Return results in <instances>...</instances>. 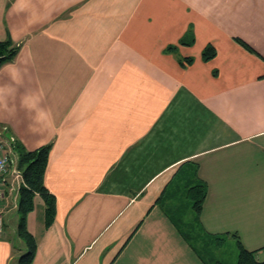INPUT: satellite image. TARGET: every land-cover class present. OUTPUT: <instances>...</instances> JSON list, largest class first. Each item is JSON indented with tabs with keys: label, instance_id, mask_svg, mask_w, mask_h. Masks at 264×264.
<instances>
[{
	"label": "crops",
	"instance_id": "1",
	"mask_svg": "<svg viewBox=\"0 0 264 264\" xmlns=\"http://www.w3.org/2000/svg\"><path fill=\"white\" fill-rule=\"evenodd\" d=\"M6 39L0 135L52 143L32 264H208L194 239L233 233L264 255V0H0ZM9 184L0 264L27 250Z\"/></svg>",
	"mask_w": 264,
	"mask_h": 264
},
{
	"label": "trees",
	"instance_id": "2",
	"mask_svg": "<svg viewBox=\"0 0 264 264\" xmlns=\"http://www.w3.org/2000/svg\"><path fill=\"white\" fill-rule=\"evenodd\" d=\"M193 38V37H192ZM192 38L184 36L181 43L190 44ZM248 49L253 50L245 41L238 39ZM20 50V46L14 44L11 39L0 41V69L3 65L14 60ZM204 60L212 59L217 53L214 46L209 45L203 51ZM192 62V57L185 59ZM52 143L43 145L36 149H27L20 141L15 143L17 169L22 174V183L18 189L19 203L18 211L20 214L17 225L18 235L24 240L27 250L20 255L18 264H32L37 253V239L28 227V215L35 209V197L39 196L45 203V227H50L56 216L57 203L56 197L45 185V173L49 161V154ZM207 195V187L204 183L193 185L188 190V196L194 201V206L198 213L201 212L203 203ZM238 240L240 249L238 264H264L256 258V251L248 250L243 246L237 233H233ZM224 239V238H223Z\"/></svg>",
	"mask_w": 264,
	"mask_h": 264
},
{
	"label": "rangeland",
	"instance_id": "3",
	"mask_svg": "<svg viewBox=\"0 0 264 264\" xmlns=\"http://www.w3.org/2000/svg\"><path fill=\"white\" fill-rule=\"evenodd\" d=\"M9 177V185L12 191H17L20 187V180L15 177V175L8 174ZM12 186L15 189H12ZM19 193V192H18ZM17 211H11V213L7 214V218L15 215ZM18 216V214L16 215ZM196 244L192 245L193 248L203 256L204 260L208 264H238L240 249L238 246V242L236 238L229 237L225 238L224 241H219L218 239H214V241H210L209 239H205L201 237L199 240H195ZM220 242V243H219ZM188 248L189 245H188ZM190 252H193L191 248ZM257 260L263 261L264 255H256Z\"/></svg>",
	"mask_w": 264,
	"mask_h": 264
},
{
	"label": "built area",
	"instance_id": "4",
	"mask_svg": "<svg viewBox=\"0 0 264 264\" xmlns=\"http://www.w3.org/2000/svg\"><path fill=\"white\" fill-rule=\"evenodd\" d=\"M15 143L16 138L14 136L2 137L0 135V234L4 224V210L1 203L5 198L4 185L7 183L8 174L15 175L20 180V184L22 183V174L16 167ZM12 189L15 187L12 186Z\"/></svg>",
	"mask_w": 264,
	"mask_h": 264
}]
</instances>
